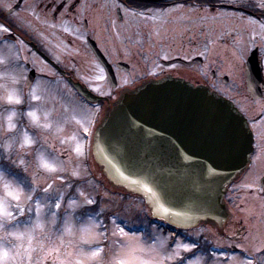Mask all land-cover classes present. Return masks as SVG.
<instances>
[{"label": "rangeland", "instance_id": "1", "mask_svg": "<svg viewBox=\"0 0 264 264\" xmlns=\"http://www.w3.org/2000/svg\"><path fill=\"white\" fill-rule=\"evenodd\" d=\"M226 1L235 3L248 0ZM196 15L195 11L184 6H178L165 14L158 9H150L147 19L149 24H146L150 28V35L146 40L134 35L133 40L127 41L118 36L117 53L109 54L114 62L124 61L130 65L129 73L125 75L119 72L118 75L124 84H133L148 77H161L163 71L181 73L177 66H165L162 63L175 57L190 59L197 54L202 56L208 53V60H212L213 66H220L223 72L242 65L245 53L257 46L260 47L259 53H264V38L257 35V32L264 34V31L254 19L227 10H215L209 23L211 31L208 37L212 40L207 49L204 46L205 32L201 29L202 25L195 23L198 21ZM143 21L144 18L142 21L140 19L134 28L141 30ZM0 54L5 57L0 56V84H9L20 98L19 103L0 98L1 113L9 109L16 111L12 122L15 128L9 129L0 122V143L6 136L22 139L25 132L34 141L23 148H17L14 143L11 150H0V169L14 177L18 186H22L24 192L32 197L31 200L22 198L20 209H17L18 202L13 201L9 207L12 212L10 218L0 216V248L5 246V241L8 242L11 264H79L81 258L87 259V264H118L120 259L126 260L127 264H172L192 251L194 247L189 250L177 248L178 243L188 244L184 241H178L172 247V237L151 225L150 211L142 197L115 192L101 176H90L91 161L84 142L87 132L90 133L92 128L94 116H97V121L102 109L95 111L94 107L60 81L52 84L39 79L28 91L25 87L27 64L32 62L38 67L43 63L33 53H21L16 64L12 54ZM55 55L61 58L73 56L76 60L71 65L77 63L80 66L78 75L96 93L110 92L104 71V79L97 80L96 77L101 74L98 69L101 68L89 62L87 53ZM184 70L201 74L200 66ZM33 110H37L38 114H48L39 126H32L29 121L28 113ZM45 123L50 126L44 128ZM85 128L87 131H84ZM77 146H80V152H77ZM38 153H43L49 163L56 165L54 172L38 167ZM8 163L14 169L21 170L20 173L24 174L22 179L32 186L19 182L10 173L12 170L7 167ZM94 175L98 176L96 172ZM33 188L35 191H32ZM87 200L92 203H87ZM70 201L75 203L69 206ZM56 203L61 204L60 209L55 208ZM85 209H94V214L85 216ZM52 213H56L55 217ZM105 214L111 216L106 217ZM38 221L42 226H38ZM117 226L128 235L120 233ZM193 234L199 238L205 237L206 242L224 247L232 244L244 247L248 255L257 256L258 261L245 260L239 254L227 259L209 247L204 255L199 254L185 264H264V249L260 245L246 241L226 242L207 226L196 228ZM97 248L101 251L96 257H82V253L90 256Z\"/></svg>", "mask_w": 264, "mask_h": 264}, {"label": "water", "instance_id": "2", "mask_svg": "<svg viewBox=\"0 0 264 264\" xmlns=\"http://www.w3.org/2000/svg\"><path fill=\"white\" fill-rule=\"evenodd\" d=\"M255 53L248 61L249 83L260 75ZM74 86L91 102L103 100L79 83ZM252 143L231 101L207 86L167 75L121 93L96 131L93 155L109 183L143 197L153 218L177 228L202 223L220 228L231 217L227 187L246 169Z\"/></svg>", "mask_w": 264, "mask_h": 264}, {"label": "flooded vegetation", "instance_id": "3", "mask_svg": "<svg viewBox=\"0 0 264 264\" xmlns=\"http://www.w3.org/2000/svg\"><path fill=\"white\" fill-rule=\"evenodd\" d=\"M178 6L196 12L198 21L195 23L202 25L201 29L205 32L204 46L207 49L212 40L209 39L208 34L211 31L209 23L213 12L223 6H226L230 12L243 15L244 18L254 19L264 31L263 0L242 1L231 6L225 2L214 3L212 0H186L165 3L161 7L131 0H0V24L8 29V31L0 30V53L12 54L14 64L17 63L21 53H33L43 63L37 65L38 67L32 62L27 64V79L31 70L35 71L34 82L28 90L39 79L50 81L52 84L60 81L66 86L79 82L96 95L103 97V100L95 104L96 109L98 107L102 109L99 119L101 121L105 110L121 93L119 88L122 87L124 90V87L133 85L136 87L143 82L141 79L142 81H138L140 83L124 84L118 76L119 72L125 75L130 72V65L128 69L120 68L119 62L124 61L114 62L110 57L109 53H117L118 36L126 38L127 41L133 40L134 35L140 40H146L150 35V28L146 26L149 24L147 19L150 9H158L165 14ZM142 18L144 21L141 30L134 28ZM257 35L264 38V34L257 32ZM55 53H87L89 62L94 67L98 65L106 75L104 66L95 54L102 53L117 77L118 86L109 87L110 92L107 94L96 93L90 84L78 75L80 66H77V63L71 65L76 60L73 56L61 58ZM245 54L247 56L242 65L223 72L220 66H213L210 62L212 60H208V53H203L202 56L197 54L190 59L175 57L163 60L162 63L181 59L174 64H164L177 66L181 73L173 70L163 71V74L183 77L194 84L209 86L232 101L245 118L253 137V153L248 169L229 186L226 193L225 199L233 216L225 232L222 231L220 235L229 243L246 241L252 245H260L264 249V53H256L261 75L259 82L255 81L251 84L247 75V62L251 53ZM0 56L5 58L1 54ZM192 60L196 62L186 64ZM195 66L201 67V74L184 70ZM106 81L109 84L107 76ZM1 111L0 109V113ZM231 247L239 246L232 244ZM240 248L242 251L247 250L244 247ZM243 259L258 261L257 256L245 255Z\"/></svg>", "mask_w": 264, "mask_h": 264}, {"label": "snow or ice", "instance_id": "4", "mask_svg": "<svg viewBox=\"0 0 264 264\" xmlns=\"http://www.w3.org/2000/svg\"><path fill=\"white\" fill-rule=\"evenodd\" d=\"M0 30L8 31L7 27L5 25H2V24H0ZM98 71L101 74L98 75L96 77V79L97 80H103L104 79V76L102 75L103 69H98ZM33 98L37 99V97H33ZM7 99H8L9 102H13V101H15L17 103L20 102V98L18 96L9 95L7 97ZM28 115L31 116L33 118V120L38 121V119H39L38 116H36V114L33 113V112H29ZM49 126L50 125H48L47 123H45L43 125L44 128H48ZM8 127L10 129L15 128V124H13L11 122V119H10ZM84 131H87V129L85 128ZM33 143H34V141L29 137L28 133L25 132L24 133V140H23V143L21 144V148H23L25 145H31ZM76 150H77V152H80L81 151L80 146H77ZM21 163H23V161H21ZM38 167H42V168H44V169H46V170H48L50 172H54L56 170V165L55 164L49 163L48 161L43 160V158H42V164L40 166H38ZM49 187H51V186H49ZM144 187L147 189V191L149 193H152L154 191L153 188L149 187L146 184L144 185ZM32 191H35V189L33 188ZM45 191H48V189H45ZM81 195H83V193H81ZM6 196L8 198H10L11 200L18 202L17 203V209H20V207H21L22 198L23 199H28V200H31V198H32L30 195H28L27 193L24 192V189H23L22 186H18L15 190H9L6 193ZM86 202L87 203H92V201H90V200H87ZM74 203H75V201H70L69 202V206H71ZM54 206H55L56 209H60L61 208V204L60 203H56ZM5 209H6V198H5V195H0V216L7 215L10 218L12 216V212L9 211V210L6 211ZM165 211H171V209H165ZM52 215H53V217H55L56 213H52ZM176 215L179 216L180 213H177ZM38 226H42V225H39V221H38ZM118 231L120 233H122L123 235H125V236L128 235L127 233L124 232L123 228H119L118 227ZM193 247H195V245H192V244H181V243L177 244V248L178 249L182 248L184 250H189V249H192ZM100 251H101V249L97 248L95 251H93L90 254V256L87 253H82L81 255H82V257H86V258L90 259V258L96 257ZM6 255H7V252L4 253V256H6ZM176 255L178 256L179 254L176 253ZM2 259L3 258L0 257V260H2ZM79 264H87V259L81 258L79 260ZM118 264H127V262L124 259H120L118 261Z\"/></svg>", "mask_w": 264, "mask_h": 264}, {"label": "clouds", "instance_id": "5", "mask_svg": "<svg viewBox=\"0 0 264 264\" xmlns=\"http://www.w3.org/2000/svg\"><path fill=\"white\" fill-rule=\"evenodd\" d=\"M9 95L16 96L17 91L7 83L0 84V98H2L5 101H8L7 97ZM32 112L35 113L36 116H38L39 118L38 121H36V120H33L31 116H29V121L32 124V126H39L41 124V121L46 119L48 116L47 113L38 114L37 110H33ZM15 116H16L15 109H9L6 112L0 113V122H3L7 126V128H9L8 125H9L10 119H11V122H13V118ZM23 140H24V135L22 136V139L12 137V136H6L3 139V142L0 143V150L7 152L12 149L14 143L17 148H21V144L23 143ZM42 158L43 160L48 161L43 153H38L36 156V161H37L38 166L42 164ZM17 187H18V184L15 178L10 176L4 170L0 169V195H5V198H6V209L5 210L6 211L9 210V207L13 203V200L8 198L6 196V193L9 190H15ZM4 217L5 219L8 218L7 215H5ZM7 244L8 242L5 241V246L0 248V257L3 258L2 260H0V264H11V250L9 249ZM5 252H7L6 256H4Z\"/></svg>", "mask_w": 264, "mask_h": 264}, {"label": "trees", "instance_id": "6", "mask_svg": "<svg viewBox=\"0 0 264 264\" xmlns=\"http://www.w3.org/2000/svg\"><path fill=\"white\" fill-rule=\"evenodd\" d=\"M213 1L218 2L219 0H213ZM11 169H12V173L15 174L17 177H19V174H18L19 170H16L13 167H11Z\"/></svg>", "mask_w": 264, "mask_h": 264}]
</instances>
